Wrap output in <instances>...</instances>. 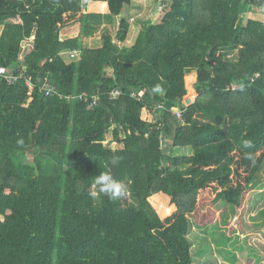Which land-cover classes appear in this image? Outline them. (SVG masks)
Instances as JSON below:
<instances>
[{"label": "trees", "instance_id": "16d2710c", "mask_svg": "<svg viewBox=\"0 0 264 264\" xmlns=\"http://www.w3.org/2000/svg\"><path fill=\"white\" fill-rule=\"evenodd\" d=\"M131 3L0 0V67L13 76L0 75V264H193L201 194L234 210L254 186L264 164V22L244 15L264 11V0H168L162 20L142 21L126 46ZM116 19L115 36L85 44ZM75 24L79 35L62 38ZM164 139L192 153L166 154ZM106 171L127 185L122 199L89 195Z\"/></svg>", "mask_w": 264, "mask_h": 264}, {"label": "rangeland", "instance_id": "374dc122", "mask_svg": "<svg viewBox=\"0 0 264 264\" xmlns=\"http://www.w3.org/2000/svg\"><path fill=\"white\" fill-rule=\"evenodd\" d=\"M165 1L168 2L132 0L131 5L124 11V15L130 17L131 21L126 46L135 42L142 21L151 19L158 23L162 20L166 12ZM104 6L95 5L94 8L103 11ZM244 18V22L251 18L264 22V11L254 7L244 15ZM118 21L114 25H102L94 36L85 39V44L92 48L99 47L104 34L115 36ZM79 32L80 25L75 24L63 29L61 37H76ZM33 40L34 36L23 42L20 60H23L31 50ZM234 55L231 53L229 56ZM78 56L79 54L74 58ZM65 57L70 61L69 57ZM163 142L166 154L192 153L190 147L174 148L165 139ZM114 147H118V144ZM190 219L193 225L190 233L194 251L193 264H264V164L254 186L246 191L241 206L233 210L225 201L216 200L215 195L208 190L201 194L196 212Z\"/></svg>", "mask_w": 264, "mask_h": 264}, {"label": "clouds", "instance_id": "9594fccd", "mask_svg": "<svg viewBox=\"0 0 264 264\" xmlns=\"http://www.w3.org/2000/svg\"><path fill=\"white\" fill-rule=\"evenodd\" d=\"M153 90L160 91L161 89L159 86H156ZM22 142L23 141L21 140L18 143H22ZM249 146H250V142L245 141L244 147H249ZM118 162H119L118 158H114L112 160L113 165L118 164ZM94 186L98 188V191H92L89 193V195L92 198H96L98 195L102 194L107 196L110 200L117 201L122 199L128 191L126 184H124L122 181H118L117 179H115L111 175V173L107 171L101 172L95 177Z\"/></svg>", "mask_w": 264, "mask_h": 264}, {"label": "built area", "instance_id": "2783aa9c", "mask_svg": "<svg viewBox=\"0 0 264 264\" xmlns=\"http://www.w3.org/2000/svg\"><path fill=\"white\" fill-rule=\"evenodd\" d=\"M70 53H71L70 57H72V58L76 57V55L78 54L77 51H72ZM23 67H24V71H25L26 70V66H23ZM0 75H4L5 77H7V80H10V81L13 79L12 75H6V69L4 67H0ZM22 75H23V72L21 73L20 76H22ZM26 83H27V85H28V87L30 89H34L36 87L34 81L32 80V77H30V76L27 77ZM42 89L45 91L46 95H50L51 92H53V88L48 83H46L45 86ZM112 94L114 96H119L121 94V91L118 90V89H115L112 92ZM164 109H165V107L162 104H158V105H156V107H154L152 109V113L154 115L153 123L158 124V128H161V129L164 126V122L163 121H159L158 119L161 116V114H162ZM172 110H173V113L176 115V117L183 122L182 111H180V109H176L175 107H173Z\"/></svg>", "mask_w": 264, "mask_h": 264}, {"label": "crops", "instance_id": "0c3cea01", "mask_svg": "<svg viewBox=\"0 0 264 264\" xmlns=\"http://www.w3.org/2000/svg\"><path fill=\"white\" fill-rule=\"evenodd\" d=\"M69 28V27H68ZM68 28H66V29H68ZM65 30V29H64ZM80 33V32H79ZM79 35V34H78ZM77 35V36H78ZM123 45H125L124 43H123ZM74 51H77V53L79 54V51L78 50H74ZM72 52V51H71ZM24 59V58H23ZM191 100V99H190ZM191 101H193V99L191 100ZM154 116V115H153ZM117 143H115L114 145H116Z\"/></svg>", "mask_w": 264, "mask_h": 264}, {"label": "water", "instance_id": "95a60500", "mask_svg": "<svg viewBox=\"0 0 264 264\" xmlns=\"http://www.w3.org/2000/svg\"><path fill=\"white\" fill-rule=\"evenodd\" d=\"M179 107H176V109H178Z\"/></svg>", "mask_w": 264, "mask_h": 264}]
</instances>
